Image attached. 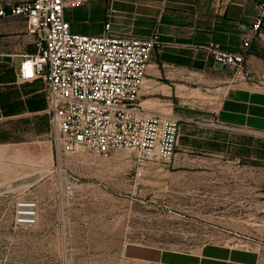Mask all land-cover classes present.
Masks as SVG:
<instances>
[{"label":"rangeland","instance_id":"obj_1","mask_svg":"<svg viewBox=\"0 0 264 264\" xmlns=\"http://www.w3.org/2000/svg\"><path fill=\"white\" fill-rule=\"evenodd\" d=\"M66 16L95 26L88 35L104 23L89 7ZM15 76L14 87L37 84L32 99L48 102L44 79ZM15 121L14 159L0 157V264H264L261 156L247 163L195 154L197 166L215 171L191 176L179 143L172 159L149 163L138 179L137 153L59 155L46 111ZM31 200L39 221L19 226V205Z\"/></svg>","mask_w":264,"mask_h":264},{"label":"crops","instance_id":"obj_2","mask_svg":"<svg viewBox=\"0 0 264 264\" xmlns=\"http://www.w3.org/2000/svg\"><path fill=\"white\" fill-rule=\"evenodd\" d=\"M260 0H89V7L119 38L149 39L160 34L141 91V105L152 114L183 121L180 143L187 148L190 175H210L213 168L197 166L195 154L254 161L264 158V35L252 42L247 73L216 63L206 49L211 43L242 52L259 14ZM67 13V11H66ZM67 17V16H66ZM69 21V20H68ZM78 34L95 26L73 23ZM38 53L35 38L20 17L0 22V145L1 158L10 155L15 120L32 112H48L39 86L14 87L26 56ZM10 57L12 61H6ZM11 72L5 74V70ZM40 84V83H39ZM28 99V108L18 105ZM39 98L41 103L35 100ZM18 99V100H17ZM18 116V117H17ZM24 125L30 121L23 119ZM11 129V130H10ZM12 135V138H10Z\"/></svg>","mask_w":264,"mask_h":264},{"label":"built area","instance_id":"obj_3","mask_svg":"<svg viewBox=\"0 0 264 264\" xmlns=\"http://www.w3.org/2000/svg\"><path fill=\"white\" fill-rule=\"evenodd\" d=\"M89 0H0V22L20 17L36 40L38 53L26 56L20 68L25 83L44 79L48 112L58 153H88L110 158L121 151L137 153L141 169L176 155L183 121L148 113L141 105V91L160 34L149 39L119 38L75 33L66 11L83 7ZM264 35V0L242 52L221 45L206 47L213 60L247 73L252 42ZM248 74V73H247ZM19 226H35L40 209L37 201L21 203Z\"/></svg>","mask_w":264,"mask_h":264},{"label":"water","instance_id":"obj_4","mask_svg":"<svg viewBox=\"0 0 264 264\" xmlns=\"http://www.w3.org/2000/svg\"><path fill=\"white\" fill-rule=\"evenodd\" d=\"M5 60L6 61H12V59L10 57H6Z\"/></svg>","mask_w":264,"mask_h":264}]
</instances>
